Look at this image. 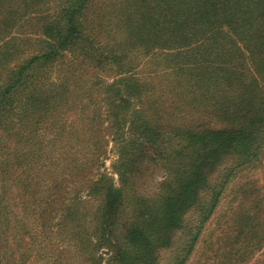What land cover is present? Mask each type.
<instances>
[{
	"label": "trees",
	"instance_id": "trees-1",
	"mask_svg": "<svg viewBox=\"0 0 264 264\" xmlns=\"http://www.w3.org/2000/svg\"><path fill=\"white\" fill-rule=\"evenodd\" d=\"M40 1L0 0V264H66L50 236L65 228L108 250L106 264H157L159 249L170 248L181 230L185 241L170 264H186L231 179L256 163L264 173V0H127L118 17L125 35L107 51L96 45L95 34L85 33L98 0H59L39 25V47L24 54L6 33ZM120 46L143 58L141 76L132 66L119 67L121 76L103 86L99 99L107 101L103 118L116 145L112 168L120 185L100 170L106 149L98 145L104 136L98 132L89 134V151L48 181L47 168L38 163L47 143L41 131L51 92L55 99L64 93L60 77L51 81L50 68L80 49L95 65L111 63ZM98 118L100 113L91 120ZM19 142L32 150L15 151ZM147 162H178V168L155 208L141 200L136 219L119 224L129 198L123 186ZM77 178L79 189L72 192ZM93 199L88 230L77 217L85 216L81 206ZM190 209L196 215L191 224L184 220ZM237 221L232 244L240 238L251 255L260 252L251 264H264V211L246 212ZM241 251L235 249L232 264L244 262L248 252ZM84 260L102 264L93 253Z\"/></svg>",
	"mask_w": 264,
	"mask_h": 264
},
{
	"label": "rangeland",
	"instance_id": "rangeland-1",
	"mask_svg": "<svg viewBox=\"0 0 264 264\" xmlns=\"http://www.w3.org/2000/svg\"><path fill=\"white\" fill-rule=\"evenodd\" d=\"M59 2V0L40 1V5L47 3L45 4L47 6L41 5L36 10L31 8L32 10L30 9L29 11L33 13L28 11L29 13H26L27 17L21 20V26L6 33L8 35L5 39L15 38L16 44L20 43L23 45L21 49L24 54L34 52L39 47L38 30L40 23L46 16V9L49 7L48 11H52L59 5ZM127 3V0H98L89 9L86 19L89 26L85 30V33H90L91 36L95 34L93 38L96 41V45H101L106 51L112 45H116L117 41H121L125 35L124 30L120 28L118 17L125 10ZM121 48V46L118 48L120 52L117 53V58L114 57L115 59L111 63L106 60L100 65H95V63L80 54V49L74 53H66L64 62L56 63L50 68L51 81L55 82L60 77L59 85H64V88H62L64 93L61 98L55 99L53 98L54 93L51 92L52 98L49 101L51 107L48 112V119L45 122L47 126L45 125L42 131L38 129V133L39 131H44L47 136V143L44 144V150L38 163L47 168L45 178L48 181H53L54 176H57L58 173L60 174V171H63V168L66 167L65 165H68L72 159L79 157L85 151H89V134L98 132L99 134H104L99 140L98 145L102 149H106V154H104L101 160L102 166L100 170L108 172L113 176L115 184L117 186L120 185L118 176L112 168L117 156L116 145L108 134L110 123L105 120L106 118H103L107 111V101L103 100L99 102V99L102 100L103 98V86L112 83L121 76L119 67L130 68L128 66H132V72L137 74V76L143 74L141 69L143 65L141 53L136 51L133 54L131 49L123 51ZM122 51L123 54H120ZM133 55H135L134 60L131 61ZM70 61H72L71 64L69 63ZM56 86L54 85L53 87L56 88ZM57 89L58 87L55 89V93ZM88 91H92V96H88ZM56 104L57 107H55ZM99 113L102 119L98 118L100 121H92V115ZM60 125H63L65 128L62 133L58 134L60 132V128L58 129ZM20 128L17 127V130H21ZM5 133L4 135H6ZM12 147L17 152L32 150V144L30 143L22 144L19 142L18 145L14 144ZM6 149L8 148L6 147ZM177 163L156 164L147 162L138 169L139 172L135 175H139V177L123 186L124 192L129 198H127L128 196L126 197L123 216L119 224L125 220L132 221L136 219V213L138 212L136 203L145 200L152 208H155L162 191L165 189L164 182L170 179L171 175H174L175 169L178 168ZM229 165H231L230 162L223 167ZM223 167L221 166L220 169ZM216 178L214 174L212 180H217ZM79 179L77 178L74 184L71 185L70 191L73 192L79 189ZM132 183L134 184L132 185ZM16 184L17 182H15ZM19 187L20 184L17 186V193H20ZM80 195L82 196V200L89 199L85 194L81 193ZM18 199L19 197H17ZM95 203H97V200L93 199L91 204L82 205L81 208L86 212L85 216L77 217L88 230L92 226L90 213ZM260 211H264V173L261 164L256 163L240 169L236 176L227 184L215 213L204 226L195 249L186 264H232V262H236L235 249H239V251H251L248 246L244 245L245 243L243 244L241 240L239 241L240 238L235 244H232L238 232L237 219L246 212L257 213ZM195 218L194 209H190L184 214V220L189 224L193 223ZM74 230L65 228L55 233L54 229L50 235L56 240L58 247L63 250L62 256L65 263L89 264L84 258L89 257L93 253V256L97 260L101 261L102 264H106L109 251L103 248L102 245L94 248L91 242H88L83 236L76 238L72 234ZM121 230L122 227L117 226V231ZM183 238L182 231H176L171 247L159 249L157 264H170L174 251L185 241ZM95 239L96 237H91L92 242L97 244ZM261 244L264 247V240ZM259 253L255 252L252 255L250 252L246 253V256L243 258L244 262L241 263L251 264ZM228 257H232V261H229ZM93 263H96L94 258Z\"/></svg>",
	"mask_w": 264,
	"mask_h": 264
}]
</instances>
